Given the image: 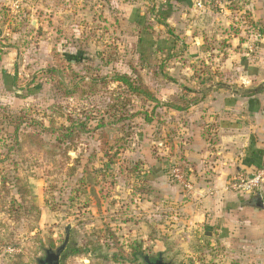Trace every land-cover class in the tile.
<instances>
[{
	"label": "rangeland",
	"instance_id": "1",
	"mask_svg": "<svg viewBox=\"0 0 264 264\" xmlns=\"http://www.w3.org/2000/svg\"><path fill=\"white\" fill-rule=\"evenodd\" d=\"M151 2L0 0V264H37L44 250L64 243L66 227L59 264H144L143 256H160L167 264H264V210L247 216V227L226 223L208 239L202 231L187 239L180 224L172 223L173 201L161 197L157 182L163 179L179 196L187 189L170 175L176 162L166 146L168 107H155L120 84L82 93L81 79L119 74L134 82L139 78L158 101L165 96L160 104L183 106L179 99L191 89L184 83L213 75L204 61L185 56L183 47L171 52L165 29L150 21ZM251 4L254 10L247 9ZM237 8L231 15L207 8L229 22L217 18L215 35L223 28L230 35L243 31L246 38L240 40L259 50L264 0H241ZM140 16L138 24L129 21ZM242 17L256 28L242 24ZM216 38L210 52L220 49L222 39ZM251 57L258 61L261 55L256 50ZM75 86L77 91L65 96L64 89ZM19 113L44 126L53 119L55 128L77 120L87 131L78 133L66 158L15 155L12 116ZM15 162L28 185V204L36 209L27 215L19 209V221L5 210L16 199L11 177L2 183ZM182 200L175 203L178 208ZM134 250L142 253L139 259Z\"/></svg>",
	"mask_w": 264,
	"mask_h": 264
},
{
	"label": "crops",
	"instance_id": "2",
	"mask_svg": "<svg viewBox=\"0 0 264 264\" xmlns=\"http://www.w3.org/2000/svg\"><path fill=\"white\" fill-rule=\"evenodd\" d=\"M134 1L138 6L141 0ZM197 2L206 4L205 0L151 2L150 21L158 24L159 29L164 28L159 22L168 26L170 34L165 32L171 52L177 48L175 40H178L185 56L193 62L204 61L209 66L207 70L213 73L207 78L188 79L184 85L191 88L188 92L191 96L179 99L183 106L169 104L167 111L166 132L171 144L166 146L172 151L171 160L178 163L173 166L181 171L191 189L179 196L177 189L163 184V179L157 182V187L161 197L173 201L168 208L174 212L172 223L180 224L185 237L191 239L192 233L202 231L208 239L226 223L234 222L238 229L247 227V216L264 210V190L242 195L228 189L232 179L252 176L264 163V37L257 38L258 50L240 40L246 38L243 31L230 35L223 28L222 34L216 36L212 27L217 18L226 24L228 20L208 9H196ZM236 5L225 8L224 14H236L234 10L240 9ZM253 5L247 9L254 10ZM141 17L129 21L138 24ZM242 20V24L248 25L246 18ZM214 37H221L222 42L218 51L210 52ZM256 50L261 57L252 61L251 53ZM165 99L164 96L159 101ZM196 99L198 103H190ZM180 199L184 205L178 208L175 203ZM256 200L262 203V208L251 206Z\"/></svg>",
	"mask_w": 264,
	"mask_h": 264
},
{
	"label": "trees",
	"instance_id": "3",
	"mask_svg": "<svg viewBox=\"0 0 264 264\" xmlns=\"http://www.w3.org/2000/svg\"><path fill=\"white\" fill-rule=\"evenodd\" d=\"M249 20L247 21V23L249 22L247 26L249 28L251 27V29L253 30L254 28H256L254 26L255 24L254 22ZM159 23L165 28L166 32L170 34L168 26L163 22ZM146 30L147 29L142 26V32H145ZM175 46H177V48H175L174 53L177 51V49L179 50L180 45L178 40H175ZM49 72L54 73L55 71L49 70ZM137 79L139 80V82H134L128 76L119 74H114L110 78H93L88 80V82H85L84 79H81V83L83 84V87H85V90H83L82 93H95L99 85H101V87H106L108 83L120 84L125 87L130 94L143 97L147 101L154 103L155 107H157L158 105L169 107L168 104H160V102L154 97V95L150 91H148L147 88L141 83L140 79ZM75 91H77V86H75L74 90L65 88L64 94L67 97H71ZM190 103L196 104L198 103V99L192 100V102ZM179 109L183 110V107H180ZM12 117L14 130L12 134L13 146L10 150L14 152L15 155L19 156H40L51 159H56L57 157L66 158L68 152L72 150L74 139L77 137L78 133L80 131H87L85 124L77 120H71L68 126L62 125L55 128L53 119L48 122V126H44V124H42V122H39L38 120L27 119L26 116L22 113L16 114ZM25 124L26 126L24 127L23 125ZM103 125L104 124L101 122L97 125V127L101 128L103 127ZM44 135L49 136L50 139L45 140L43 138ZM14 166L16 168L13 171V174L11 176H5V178H3L2 180V183L5 184L7 181H9V177H11L10 183L12 185V189L14 190L16 199L13 198L9 202L8 206L5 207V210L9 217L13 218L16 221H19V209L23 210V215L30 214L33 210L36 209L33 204H28L27 198L28 196H30L28 185L23 181L22 176H20L19 174V171L16 170L18 166L16 162L14 163ZM69 170H71V175H74L76 172L75 168H70ZM29 177H31V174L26 175V178ZM141 255L142 253L140 252V250H134L132 252V256L135 259H139ZM144 257L146 256H143V258ZM201 264L214 263L202 262Z\"/></svg>",
	"mask_w": 264,
	"mask_h": 264
},
{
	"label": "built area",
	"instance_id": "4",
	"mask_svg": "<svg viewBox=\"0 0 264 264\" xmlns=\"http://www.w3.org/2000/svg\"><path fill=\"white\" fill-rule=\"evenodd\" d=\"M240 2L241 0H205V5L204 3L197 2L194 7L200 11H203L209 7L225 9L231 4L239 5ZM170 175L172 179L182 185L185 189H191L189 183L186 181L178 168H172ZM228 189L234 193L242 195L264 190V163L259 169L255 171L254 174H252V176H237L232 179L228 184Z\"/></svg>",
	"mask_w": 264,
	"mask_h": 264
},
{
	"label": "water",
	"instance_id": "5",
	"mask_svg": "<svg viewBox=\"0 0 264 264\" xmlns=\"http://www.w3.org/2000/svg\"><path fill=\"white\" fill-rule=\"evenodd\" d=\"M251 206H254V207H257V208H262L263 207V205H262V203L260 201L252 203ZM68 229H69V227L65 228V239H64V243L61 246L55 248L54 250L48 249V250L45 251L47 256H48V254L51 255V257H52V259L54 261L53 264H58L57 263V259L59 257V254L61 253L62 248L67 244L68 237H69ZM145 258H147V257H145ZM46 262H48V258L43 259V260H38L37 264H44Z\"/></svg>",
	"mask_w": 264,
	"mask_h": 264
},
{
	"label": "flooded vegetation",
	"instance_id": "6",
	"mask_svg": "<svg viewBox=\"0 0 264 264\" xmlns=\"http://www.w3.org/2000/svg\"><path fill=\"white\" fill-rule=\"evenodd\" d=\"M254 200H255V199H254ZM256 201H257V200H256ZM64 250H65V246L62 248V251H61V253L59 254V257H58V259H57V263H58V264H59V260H60V258H61V256H62ZM46 258H48V262H46V263H44V264H53V263H54V261H53V259H52V257H51L50 254H48V256H47L46 253H45V256H44L43 259H46ZM143 261H144V264H167L166 262H164V260H163L162 257H160V256H158L157 258H152V257L145 258V257H144V258H143Z\"/></svg>",
	"mask_w": 264,
	"mask_h": 264
}]
</instances>
